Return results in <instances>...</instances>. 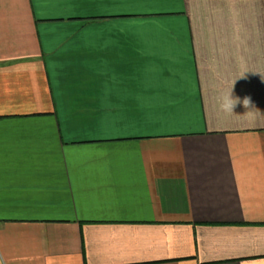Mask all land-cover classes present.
<instances>
[{
  "label": "crops",
  "instance_id": "1",
  "mask_svg": "<svg viewBox=\"0 0 264 264\" xmlns=\"http://www.w3.org/2000/svg\"><path fill=\"white\" fill-rule=\"evenodd\" d=\"M0 264H264V0H0Z\"/></svg>",
  "mask_w": 264,
  "mask_h": 264
},
{
  "label": "clouds",
  "instance_id": "2",
  "mask_svg": "<svg viewBox=\"0 0 264 264\" xmlns=\"http://www.w3.org/2000/svg\"><path fill=\"white\" fill-rule=\"evenodd\" d=\"M237 103H242L246 109L253 108L250 97H245L242 101L239 98H233L231 92L227 96H221L218 99V108L224 113H233V108Z\"/></svg>",
  "mask_w": 264,
  "mask_h": 264
}]
</instances>
